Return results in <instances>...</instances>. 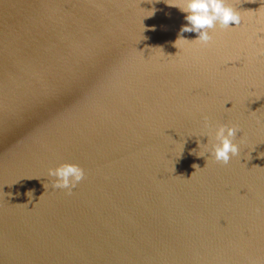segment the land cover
I'll list each match as a JSON object with an SVG mask.
<instances>
[{
  "label": "water",
  "instance_id": "water-1",
  "mask_svg": "<svg viewBox=\"0 0 264 264\" xmlns=\"http://www.w3.org/2000/svg\"><path fill=\"white\" fill-rule=\"evenodd\" d=\"M176 3L0 0V264H264V0L207 46Z\"/></svg>",
  "mask_w": 264,
  "mask_h": 264
},
{
  "label": "clouds",
  "instance_id": "clouds-1",
  "mask_svg": "<svg viewBox=\"0 0 264 264\" xmlns=\"http://www.w3.org/2000/svg\"><path fill=\"white\" fill-rule=\"evenodd\" d=\"M245 2L251 3L255 2V0H245ZM168 5L177 7L181 12L187 13L185 19L188 24L181 27V33H197L198 38L192 41L199 42L204 46H207L213 40V36L210 35L209 30L216 28L221 30L231 28V30H235L242 23L241 12L228 4L227 0H179V3ZM152 15L153 11H151V15L146 17ZM258 23L264 25V16L259 17ZM230 24L235 25V27H230ZM259 31L264 32V27L260 28ZM177 40L189 41L182 37ZM261 42L264 43V41ZM258 54L264 55V48H261ZM204 121L205 125H207V117H204ZM238 131L240 129L235 125H220L217 128L216 137L219 142L213 146L211 152V156L215 161L228 164L230 158L238 154V146L236 143H233V139ZM192 167L195 171L200 168L196 164H193ZM195 171L191 174L190 178L194 175ZM47 174L50 177H55L52 182L53 188L67 189L68 194H71V190L76 187L85 175L84 170L75 163H62L55 168H49ZM43 187L45 188V185ZM27 195L31 197L32 190Z\"/></svg>",
  "mask_w": 264,
  "mask_h": 264
}]
</instances>
